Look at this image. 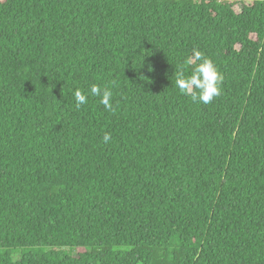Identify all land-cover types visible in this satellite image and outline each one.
Instances as JSON below:
<instances>
[{
    "label": "trees",
    "instance_id": "16d2710c",
    "mask_svg": "<svg viewBox=\"0 0 264 264\" xmlns=\"http://www.w3.org/2000/svg\"><path fill=\"white\" fill-rule=\"evenodd\" d=\"M0 264H264V0H0Z\"/></svg>",
    "mask_w": 264,
    "mask_h": 264
},
{
    "label": "clouds",
    "instance_id": "9594fccd",
    "mask_svg": "<svg viewBox=\"0 0 264 264\" xmlns=\"http://www.w3.org/2000/svg\"><path fill=\"white\" fill-rule=\"evenodd\" d=\"M193 61H199L195 64L191 74L186 76L184 71H178L176 74L174 86L185 95L190 96L193 102L209 104L213 99L221 94L220 85L223 81V75L219 72L216 65L209 58H205L199 51H194L193 57L186 63L192 65ZM90 94L99 99L106 111L113 110V93L107 87H100L93 84L90 88ZM75 105L79 108L88 102V96L80 89L74 90ZM111 139L109 133L103 136V142L108 143Z\"/></svg>",
    "mask_w": 264,
    "mask_h": 264
},
{
    "label": "rangeland",
    "instance_id": "374dc122",
    "mask_svg": "<svg viewBox=\"0 0 264 264\" xmlns=\"http://www.w3.org/2000/svg\"><path fill=\"white\" fill-rule=\"evenodd\" d=\"M237 1H245L246 3H250L252 0H237ZM235 10H237V11L240 10V3H238V4L235 6Z\"/></svg>",
    "mask_w": 264,
    "mask_h": 264
}]
</instances>
